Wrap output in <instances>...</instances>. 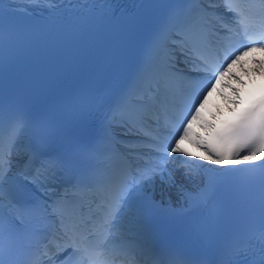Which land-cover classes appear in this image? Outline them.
I'll list each match as a JSON object with an SVG mask.
<instances>
[{
	"label": "snow or ice",
	"instance_id": "snow-or-ice-1",
	"mask_svg": "<svg viewBox=\"0 0 264 264\" xmlns=\"http://www.w3.org/2000/svg\"><path fill=\"white\" fill-rule=\"evenodd\" d=\"M72 2L0 0V264H116L107 243L95 239L93 220L100 213L111 232L132 234L136 264H264V222L243 243L229 242L215 262L207 253L210 240L193 257L181 245L161 244L151 223L164 218L190 236L208 239L226 212V199L241 196L253 203L258 199L264 219V187L258 194L230 192L222 181H206L196 171L213 165L210 170L223 177L241 164L264 169V97L246 105L240 89L227 84L232 95H221L229 116L220 109L206 112L226 78L239 80L233 68L251 53L264 52V0H187L189 7L167 8L144 46L132 85L107 107L69 100L76 108L69 132L58 113L33 119L15 98L6 109L5 70L13 58L38 40L63 41L71 34L52 30L36 37L5 5L52 11ZM101 11L112 17L111 8ZM121 18L129 24L134 20L124 13ZM233 40L239 46L229 51ZM173 49L184 54L187 70L177 66ZM257 63L264 68V62ZM180 108L186 111L179 126L165 140L160 132L166 118ZM6 123L10 130L19 129L7 149ZM115 128L133 139L118 141ZM186 141L204 155L189 152L182 146ZM257 243L259 259L242 260Z\"/></svg>",
	"mask_w": 264,
	"mask_h": 264
},
{
	"label": "bare ground",
	"instance_id": "bare-ground-1",
	"mask_svg": "<svg viewBox=\"0 0 264 264\" xmlns=\"http://www.w3.org/2000/svg\"><path fill=\"white\" fill-rule=\"evenodd\" d=\"M257 62H264V57L261 56L260 54L257 56L256 59H250L249 57H245L244 61L242 62V66L237 65L236 67L233 68V74L235 77H238L239 80L232 78V77L226 78L225 85L230 84L232 87L236 88L237 84L240 83L239 81H241L242 78L248 76L249 73L254 72V71L262 68L260 63H257ZM262 69H264V68H262ZM224 95L231 96L232 93L228 89L227 92L224 93ZM218 99H220L221 101H225L223 95H220V98H218ZM210 100L211 99H209V102H210ZM209 112H211V111H209ZM184 148H186L189 152L195 153V155L197 157L204 155V150L202 148H199L196 145L192 144L191 142L186 141L184 143ZM199 162L200 161H197V163H199ZM196 171L199 174L198 169H196Z\"/></svg>",
	"mask_w": 264,
	"mask_h": 264
}]
</instances>
